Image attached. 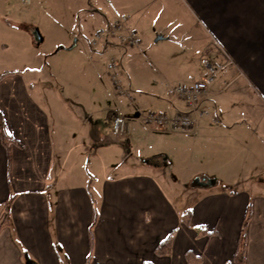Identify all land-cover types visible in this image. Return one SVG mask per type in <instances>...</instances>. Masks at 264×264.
<instances>
[{"label":"crops","instance_id":"obj_1","mask_svg":"<svg viewBox=\"0 0 264 264\" xmlns=\"http://www.w3.org/2000/svg\"><path fill=\"white\" fill-rule=\"evenodd\" d=\"M92 1L95 3L92 13L100 18L97 24L105 25L119 14L128 16L130 27L138 21L145 23L131 13L139 0ZM184 1L201 24V33L191 40L188 48L181 46L175 49L180 52L170 53L180 55L184 66L193 70L190 65L202 64V60L205 64L213 63L217 76L211 81L217 80L218 84L208 88L209 95L204 101L210 111L191 131L145 130L182 140L201 153L206 149L215 151L217 157L211 165L217 170L204 169L198 175L214 178L215 184L203 186L200 197L189 204L190 226H187L150 171L142 169L118 178H105L99 194L101 206L92 228L89 264H186L183 255L186 249L201 254L200 264H232L247 208L250 218L245 228V264H264V0ZM91 17L94 14L83 17L77 27L68 28L69 38L58 33L56 40L47 46L44 50L47 65L42 67L46 66L49 72L43 73L47 76L43 80L34 75L38 70L34 65L40 64L39 55L25 56L16 49L5 60L15 72L0 80V111L6 131L21 141L22 147L10 144L7 157L0 142V203L9 194L15 195L9 207L8 224L1 225L5 212L0 211V264H27V259L35 264H83L89 252L87 226L92 217L93 194L86 181L78 185L57 184V176L65 179V175L53 172L52 166H74L77 162L81 165L84 159L87 164L95 162L92 170L94 166H108L116 151L108 150L114 149L115 142L122 143L121 138L125 139L134 127L133 124L127 127L126 134L116 136L113 143L97 146L93 142L96 132L91 128L90 112L77 117L78 125L75 123V128L67 133L60 115H65L61 108L68 102L65 97L49 93L55 91L58 83L53 75L56 64L53 59L59 52L78 48L89 59L95 55L94 50L110 53L111 60L123 56L121 47L127 44L119 38H110L99 48L90 44L87 32L96 21ZM8 33L12 35V31ZM157 35L162 36L160 40L174 38L164 30L157 31ZM56 44L60 48L53 50ZM2 49H8L7 45L0 48V53ZM19 61L24 63L22 68ZM153 81L154 103L163 111L172 112L182 106L167 87L168 79L161 88L156 79ZM41 82L47 95L40 93ZM230 86L233 90L228 91ZM142 104H135V114ZM117 108L124 111V103L118 102ZM135 114L130 118H135ZM102 151L105 157L99 161ZM158 153L164 166L161 173L174 183L177 176L172 179L167 174L179 165L165 152ZM141 160L151 162L150 157ZM72 175L75 176V171ZM88 175L90 183L96 184L99 176L95 170ZM198 225L216 232L197 236ZM173 229L176 232L171 253L156 255L154 246Z\"/></svg>","mask_w":264,"mask_h":264},{"label":"rangeland","instance_id":"obj_2","mask_svg":"<svg viewBox=\"0 0 264 264\" xmlns=\"http://www.w3.org/2000/svg\"><path fill=\"white\" fill-rule=\"evenodd\" d=\"M139 1L138 7H134L131 13L134 14L135 18H141L145 23L137 20L136 25L132 23L129 27L138 30L140 40L137 45H122L120 53L123 56L114 58L119 62L116 71L119 74L118 84L123 93H119L115 88L112 71L107 67V63L111 61L113 55L94 50L95 55L89 59L82 51L78 52V48L63 50L59 52V56L56 58H54V54L51 56L56 61L53 75L58 83L55 85V91L49 92L53 96L65 97L68 102L64 108H61L65 115H60L67 133L71 132V128H75V123L78 125L76 120L79 118L77 117L81 114L85 115V112H90L93 121L91 128L96 132L93 142L97 146H103L114 141L116 136H124L126 128L131 124L134 125L133 132L129 133L128 138H121L122 143L115 142L113 146L116 148L108 150H116L113 152V156H110L112 163L108 166H94L92 170L95 162L89 163L88 161L87 164V160L84 159L81 165L77 162L74 166H52V171L57 170L59 174L64 173L65 179H62L60 175L57 176L59 177L57 178L59 185H78L86 181L85 184L96 201V207L99 208L102 202L99 194L104 180L118 178L128 172L148 170L155 175L163 194L180 212L179 217H181L182 212L188 209L193 200L200 197L205 188L191 186L190 181L202 174L204 169L217 170L211 165L217 155L214 153L215 151H208L207 149L201 153L197 149L186 146L182 140L145 130L154 129L144 123L145 116L152 111H163L160 105L154 103L156 88L153 79L158 81L159 88L163 86L165 79H168L169 85L167 87L177 84L193 85L199 82L210 88L213 84L218 83L217 80H209L210 73L202 58V62L199 60L202 64L197 62L190 65L192 68L194 66L193 70L184 66L185 63L180 55L170 53V51L180 52V50L175 49H179L181 46L188 48L191 40L201 33V24L195 19L196 15L191 7L184 0ZM143 4L144 7L141 6ZM94 5L92 0H29L28 3L25 0H0V48L3 45H7L8 48L2 49L3 52L0 53V73L11 70L12 64L6 63L5 60L17 49L18 52L21 50L25 56L26 54H32L34 57L39 55L41 60L40 64L34 65L38 69L34 75L36 79L43 80L46 78L47 76L43 73L49 71L46 66L42 67L43 64L47 65L44 50L56 40L58 33L63 34V38H69L68 28H74L78 22L82 21L83 17L93 16V14L94 17L91 18L96 19V21L89 28L91 32L89 30L87 32L88 38L93 37L95 28L104 26V23L97 24L100 18L95 16L96 13H92L95 8ZM9 30L12 31V35L8 33ZM35 30L42 37L41 42L36 41ZM162 30L167 34H172L174 38L155 40L156 32ZM186 38L190 41L186 42ZM182 39L183 41H181ZM57 47L60 48V44H56L53 50ZM96 47L99 48V45ZM206 60L208 59L206 58ZM18 64H21L19 68H22L24 63L19 61ZM211 64L213 66V63ZM213 67L215 68V66ZM215 75L217 76L216 69L213 77ZM194 80L197 81L194 83ZM29 88L31 87L29 86ZM45 88L41 82L40 93L42 95H47V92L44 91ZM227 89L228 91L233 90L232 86ZM118 102L124 103V111H119ZM140 102L144 103L142 104L143 107L138 111L139 114H135L133 112L136 108L135 104ZM48 104L51 105L50 102ZM167 112L170 113V111ZM118 113L124 114L129 119L126 120L125 130L116 135L112 131L111 120ZM133 114H135V118L131 119ZM69 120L72 121V124ZM158 152H165L170 159L179 165L169 170L172 173L167 174L172 179L177 176L174 183H170L166 175L161 173L164 166L160 163L162 158ZM102 153L103 156L99 154V161L105 157L104 151ZM126 154L128 157L124 159ZM107 156H109L108 153ZM147 157L151 159L149 164L143 163L141 160ZM93 158L95 159V157ZM96 159L98 161V157ZM107 159L109 158L107 157ZM155 161H158L159 164L156 165ZM127 163L129 164L127 165ZM94 170L99 177H97L96 184L92 185L88 173ZM74 171L75 176L72 175ZM101 171L105 173H101ZM261 180L259 177L257 181L260 182ZM248 184L253 188L250 182ZM242 185L243 183H241Z\"/></svg>","mask_w":264,"mask_h":264},{"label":"built area","instance_id":"obj_3","mask_svg":"<svg viewBox=\"0 0 264 264\" xmlns=\"http://www.w3.org/2000/svg\"><path fill=\"white\" fill-rule=\"evenodd\" d=\"M29 2V0H25ZM128 16L119 14L110 19L104 26L97 28L90 39L93 47L108 43V39L122 37L128 44L137 45L140 40L139 32L131 29L127 25ZM108 67L112 71V78L115 88L119 93H123L119 86L118 60H112ZM206 67L210 73L209 80L213 77L215 68L208 62ZM172 95L181 103V107L172 112L152 111L145 118L144 123L154 129H170L174 131H191L195 129L202 118L209 114L210 109L205 106L204 101L209 95V90L205 84H177L170 87ZM129 119L124 114L118 113L111 120V127L114 134L122 133L126 127V120Z\"/></svg>","mask_w":264,"mask_h":264},{"label":"trees","instance_id":"obj_4","mask_svg":"<svg viewBox=\"0 0 264 264\" xmlns=\"http://www.w3.org/2000/svg\"><path fill=\"white\" fill-rule=\"evenodd\" d=\"M123 41H124V39H123ZM124 42L127 43L126 41H124ZM14 72L15 71H12V70H7V71L1 72L0 73V80L7 75L13 74ZM0 142L2 143V145L5 148V151L7 153V157L9 156V145L10 144H14L18 147H22V142L16 138H14L13 136H11L6 131L5 125H4V118H3L1 111H0ZM14 196L15 195L13 193H11V194H9L7 199H5L4 201H2L0 203V211L3 210L5 212L3 219H2V222H1V225L8 224L9 207H10V205L14 199ZM91 199H92V205H93L92 217H91V220L87 226L89 252H88L86 260L83 264H89V262H90L91 251L93 248V231H92V228H93L94 224L96 223L97 217H98V210L96 207V201L93 197ZM190 214H191V211L189 209L184 210L182 212V220H183L184 224L187 226H190ZM249 218H250V209L247 208L246 214L244 217V221L242 224V229L240 230V233H239V236L237 239V245H236L235 251L233 253L232 264H245V245H246L245 228L248 224ZM195 229H196L197 236H209V235L216 232L215 230L208 231L206 229V227L203 225H198L195 227ZM174 234H175L174 230H171L161 241H159L154 246V253L156 255L164 256V255H169L171 253L172 247H173V242H174ZM183 255H184V259L186 261V264H200L201 263V260H202L201 254H197L191 249H186L184 251ZM143 264H151V263H143Z\"/></svg>","mask_w":264,"mask_h":264},{"label":"water","instance_id":"obj_5","mask_svg":"<svg viewBox=\"0 0 264 264\" xmlns=\"http://www.w3.org/2000/svg\"><path fill=\"white\" fill-rule=\"evenodd\" d=\"M34 35H35V39L37 42H41L42 41V37L40 36L39 32L37 30L34 31ZM162 36L161 35H157L155 40H159L161 39ZM163 159L165 160L166 158L163 157ZM144 160H148V159H144ZM191 186H212L213 184H215V179L211 178V177H200V176H196L194 177L191 182H190ZM27 264H35L34 262H31L29 259H27L26 261Z\"/></svg>","mask_w":264,"mask_h":264}]
</instances>
